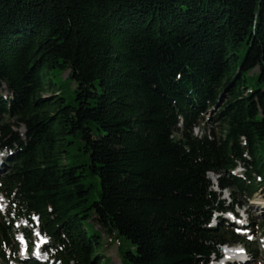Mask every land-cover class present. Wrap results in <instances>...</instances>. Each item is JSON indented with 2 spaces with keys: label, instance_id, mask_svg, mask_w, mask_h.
Segmentation results:
<instances>
[{
  "label": "trees",
  "instance_id": "trees-1",
  "mask_svg": "<svg viewBox=\"0 0 264 264\" xmlns=\"http://www.w3.org/2000/svg\"><path fill=\"white\" fill-rule=\"evenodd\" d=\"M0 149L1 264L31 215L47 264H107L109 245L122 264H208L225 243L255 255L208 226L227 207L207 174L231 210L264 180V0H0Z\"/></svg>",
  "mask_w": 264,
  "mask_h": 264
},
{
  "label": "rangeland",
  "instance_id": "rangeland-1",
  "mask_svg": "<svg viewBox=\"0 0 264 264\" xmlns=\"http://www.w3.org/2000/svg\"><path fill=\"white\" fill-rule=\"evenodd\" d=\"M257 70L255 69L254 70V73H256ZM251 74L252 72L248 73L246 78H247V85L250 86L254 83L255 81V76L254 78L251 77ZM68 75V72H63L60 74V78L61 80H64ZM214 115V111H207L204 115V120L200 121L199 125L197 127H195L193 129V135H196V136H201L203 135L204 133H208V132H211V128L212 126L214 127L216 124L215 123H211V118L213 117ZM216 130V133H217V129ZM72 153L75 154V157H77V160L78 162H82V156L79 155V151L74 148L72 149ZM4 157H6V155H4L3 152H0V170H3L2 169V165H3V161H4ZM241 168H237L235 170V173L237 175H240L241 173ZM3 172V171H1ZM215 175H213L212 173L208 174V178L210 179V181L213 182V180L215 179ZM84 183L86 185H89V190H90V193L92 195V198L93 200H96L97 197L95 195V192H96V188L98 190H100V184H99V181H98V178H92L91 176H88ZM90 184H96V188L94 187H91ZM213 190H217L215 189V186L212 187ZM218 192V191H217ZM229 192L227 190H224L221 192V195H220V199H225V204H227L229 202ZM243 204H242V208H237V211H242V209H245L246 210V213L248 215L249 218H251L253 220V222L255 224H259L261 223L263 220H264V181L262 183V185L259 186V189L256 190V192L254 193V195L252 196L251 200L248 201L246 199H239ZM22 223V222H20ZM24 227V226H22ZM263 232L260 233L259 231H255V243L257 245V250H258V255H257V259H256V262H254V260H250L247 264H251L252 262L255 263V264H264V251H260L261 249V241L263 240ZM258 238H260L258 240ZM104 242L107 243V237L104 235ZM23 248V247H21ZM103 255H104V258H107V264H122L121 263V260L119 258V256L117 255V246L116 245H109V246H106L103 250ZM18 257V255H17Z\"/></svg>",
  "mask_w": 264,
  "mask_h": 264
},
{
  "label": "water",
  "instance_id": "water-1",
  "mask_svg": "<svg viewBox=\"0 0 264 264\" xmlns=\"http://www.w3.org/2000/svg\"><path fill=\"white\" fill-rule=\"evenodd\" d=\"M223 97H224V94H222V95L220 96V99H219V101L216 103V105H215V107H214L213 110H215V109H217V108L219 107V105H220L221 102L223 101Z\"/></svg>",
  "mask_w": 264,
  "mask_h": 264
},
{
  "label": "bare ground",
  "instance_id": "bare-ground-1",
  "mask_svg": "<svg viewBox=\"0 0 264 264\" xmlns=\"http://www.w3.org/2000/svg\"><path fill=\"white\" fill-rule=\"evenodd\" d=\"M233 250H227V255L230 256L232 254Z\"/></svg>",
  "mask_w": 264,
  "mask_h": 264
}]
</instances>
